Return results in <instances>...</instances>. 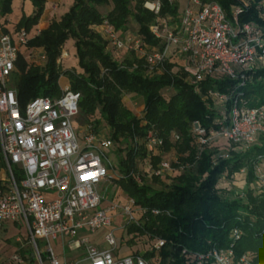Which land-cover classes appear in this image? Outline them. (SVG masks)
Masks as SVG:
<instances>
[{"label":"trees","instance_id":"trees-1","mask_svg":"<svg viewBox=\"0 0 264 264\" xmlns=\"http://www.w3.org/2000/svg\"><path fill=\"white\" fill-rule=\"evenodd\" d=\"M13 1L0 0V18L12 13ZM146 1L156 0H74L69 11L28 42V49L43 50V63L29 62L23 52L18 54L11 87L20 108L23 110L37 97H60L61 77H66L70 89L80 94L77 120L93 132H102L113 143L110 151L118 173L111 185L144 210L137 213V223L125 227L131 236L126 242L132 249L136 241H143L148 249H132L130 256H140L151 264H198V256L234 244L235 259L246 254L252 263L261 264L264 191L257 192L251 183L255 167L264 164V136L248 149L233 144L224 158L218 145L199 143L194 123L208 137L210 132L227 127V121L220 124L224 108L211 98L213 91L231 97L225 107L226 118L236 100L250 108L263 106L264 70L248 71L244 78L237 79L219 74L194 85L176 55H170L163 67L150 69L146 59L134 52L108 51V43L100 34L104 22L112 24L120 38L132 35L139 37L145 48H161L150 28L163 18L176 19L182 9L169 0H159L161 8L156 14L144 7ZM215 1L227 13L236 4L234 0ZM263 1L246 0L240 21L253 25L264 39V16L257 7ZM31 2L34 11L21 17L17 31L30 32L38 26L47 0ZM108 5L112 9L103 13L101 8ZM69 40L74 42L81 72L65 69L59 62ZM128 95L141 99L142 115L126 106L124 97ZM150 133L163 140L156 153L147 149ZM171 151L178 157L172 164V174H152ZM245 169L248 188L244 198H237L230 183ZM17 179H22L21 174ZM5 188L0 180V195ZM235 230L242 233L236 241ZM160 241L163 245L156 248ZM30 259L34 261L33 256Z\"/></svg>","mask_w":264,"mask_h":264},{"label":"built area","instance_id":"built-area-1","mask_svg":"<svg viewBox=\"0 0 264 264\" xmlns=\"http://www.w3.org/2000/svg\"><path fill=\"white\" fill-rule=\"evenodd\" d=\"M234 1L236 4L227 13L215 0H187L176 19L163 18L150 28L161 48H145L142 40L132 35L120 38L108 22L102 24L100 34L108 43V51L134 52L146 59L150 69L163 67L170 55H176L194 85L219 74L231 79L244 78L248 71L264 70V39L253 25L240 21L246 0ZM145 6L158 14L161 2L146 1ZM30 39L25 29L15 35L5 32L0 21V155L7 182L0 195V230L7 223H23L35 264H151L140 256L117 257L114 231L104 236L111 249L99 250L91 243L90 235L111 227L116 214H125L129 223H137L135 215L144 210L137 208L129 197L120 208L122 192L110 201L102 195L101 189L106 190L112 180L111 165L104 152L113 143L102 132H93L90 126H82L84 137L79 139V93L69 85L60 86V97H37L23 110L20 108L17 93L11 87L18 54L23 48L31 50L27 59L34 57L35 52L39 63L46 60L42 49H28ZM65 57L68 54L62 52L60 59ZM210 96L224 108L220 124H228L220 132H210L208 137L194 123L201 145L219 135L247 149L264 136V105L250 108L236 100L226 118L225 107L231 97L214 91ZM162 146L161 138L151 133L147 136L150 153ZM259 167H255L254 173L264 189V172ZM166 173L172 174V169L164 160L152 170L155 176ZM20 174L22 179L18 181ZM241 234L239 230L233 232L235 241ZM59 241L63 252L68 246L70 251L83 250L81 256L61 258L53 245ZM162 245L160 241L156 248ZM233 247L234 244L198 256V264H254L246 254L235 259ZM11 260L26 264L17 255Z\"/></svg>","mask_w":264,"mask_h":264},{"label":"rangeland","instance_id":"rangeland-1","mask_svg":"<svg viewBox=\"0 0 264 264\" xmlns=\"http://www.w3.org/2000/svg\"><path fill=\"white\" fill-rule=\"evenodd\" d=\"M169 1L174 2L180 9H183V7L185 6V3L187 2V0H169ZM73 2L74 0H62L59 3L58 8L55 12L58 19L62 15H64L67 11H69V9L73 5ZM145 4L146 2L144 3V7L146 8ZM25 5H26L25 12H27L29 8L28 1H26ZM257 7L262 10L261 13H262V16H264V1L257 4ZM101 9L103 13H106V11H109L112 9V6L108 5V6L102 7ZM131 22L132 23L130 26L134 28V26L136 25L132 20ZM62 52H66L68 54V57L59 61L63 65V67L65 69H74L76 71L81 72L78 66L77 58H75L76 56L73 55L75 54V47H74V42L72 40H69L64 45ZM24 55H26V57L29 55L28 50L27 52L25 51ZM28 60L29 62L38 61L37 54H35L34 57L28 58ZM124 102L126 106L133 111L134 114L142 115L143 105L139 97H131L129 95L125 96ZM77 119H76V126L78 128V135H79V139H82L84 137V132H83L84 129L82 127V124H80V122ZM209 143H211L212 145H218L219 149L221 150L219 155L224 158L227 157L228 152L231 149H233V144L229 141H226L225 138L223 139V137L219 135L210 137ZM236 150H240V148L237 147ZM104 153L106 155V159L108 163L111 165L109 168L111 171L112 178L117 177V173H118L117 167H116L117 162H116L114 154L110 150H106ZM177 159L178 157L175 151H171L170 153H167L166 155H164V161L170 164L171 169H172V164L177 162ZM259 168L262 172H264V164L260 165ZM247 173L248 172L245 169V170H242L240 173L235 174L233 181L230 183L229 188L230 190H233L237 198H244L245 196V190L248 188ZM0 180L1 182H4L5 184H7L6 174L3 168L0 169ZM166 182L168 183L169 181H166ZM251 186L255 188L257 192L264 191V189H262L263 188L262 182L256 177L255 173H254ZM101 193L102 195L105 196V198H107V200L110 201V200L116 199L117 193H121V191L117 187L110 185L108 186L106 190L105 188L101 189ZM121 194L122 195L119 196L118 203H119V207L123 208L127 204L128 199L125 194L123 193ZM135 217H137V215H135ZM128 223H129L128 216H126L125 214H120V213L116 214L111 227H104L100 230H97L94 234H91L93 237V241L91 243L101 249H111V247L104 240V236L108 234L109 232L114 231V235H115L117 246H118L115 254L119 252L120 254L125 255L126 253L130 251L132 252V249L134 250L137 248L141 252H144V250L148 249V244L147 243L144 244L143 241H140L138 244L136 241V245H134L132 249L127 244L126 241L129 238H131V236L127 235L126 230H125V227L127 226ZM5 227H7L8 230H4ZM59 243L61 242L60 241L55 242L53 245H54V250L61 258L64 257V258H67L68 260H71V259L81 256L80 253L83 252V250L70 251L68 246H66V249L63 252ZM39 245L42 247L43 243L39 242ZM13 255L22 257L26 264H35V262L31 261L30 259L33 256V252L31 250V245L29 243L27 231L25 227L23 226V223L21 222H18L15 224L7 223L0 230V264H16L14 261L11 260V257ZM261 264H264V261Z\"/></svg>","mask_w":264,"mask_h":264},{"label":"crops","instance_id":"crops-1","mask_svg":"<svg viewBox=\"0 0 264 264\" xmlns=\"http://www.w3.org/2000/svg\"><path fill=\"white\" fill-rule=\"evenodd\" d=\"M26 1H28V3H29V8H28L27 12H25V6H26L25 3H26ZM61 1L62 0H47V2L45 4V9H44L43 15L41 16V18L39 20L38 26H36L35 28H33L29 32V37L30 38H32L35 35H37V33L40 32L41 30L46 29L51 24V22L53 20H58V17L56 16L55 12H56V10L58 8V5H59V3ZM12 10L13 11H12V13L10 15H7V16H5L3 18H0V21L2 23H4V28H5V30H7L8 33L15 35V33L17 32L16 24L19 22V20L21 19V17L24 14L26 16H30L33 13V11H34V8H33L31 0H14L13 4H12ZM25 51L27 52V49H23L22 48L21 52L25 53ZM30 51L28 50L29 53H30ZM33 54L35 55L36 53L33 52ZM59 83H60L61 87H65V86H67L69 84L66 77H61L60 80H59ZM4 230H8L7 227H5ZM90 240H91V242L93 241L92 235H90ZM94 246H96V245H94ZM97 248L99 250H104V249H101L99 247H97ZM115 255L117 257L130 256L131 255V251L126 253L125 255H122L119 252L116 253Z\"/></svg>","mask_w":264,"mask_h":264},{"label":"bare ground","instance_id":"bare-ground-1","mask_svg":"<svg viewBox=\"0 0 264 264\" xmlns=\"http://www.w3.org/2000/svg\"><path fill=\"white\" fill-rule=\"evenodd\" d=\"M73 55H75V54H73ZM72 57V56H71ZM66 58V57H65ZM76 58V57H75Z\"/></svg>","mask_w":264,"mask_h":264}]
</instances>
